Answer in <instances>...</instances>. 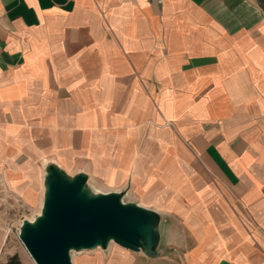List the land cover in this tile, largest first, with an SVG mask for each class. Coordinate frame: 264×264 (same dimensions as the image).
<instances>
[{"label": "crops", "instance_id": "1", "mask_svg": "<svg viewBox=\"0 0 264 264\" xmlns=\"http://www.w3.org/2000/svg\"><path fill=\"white\" fill-rule=\"evenodd\" d=\"M52 168L179 224L73 264H264V0H0V200Z\"/></svg>", "mask_w": 264, "mask_h": 264}, {"label": "water", "instance_id": "2", "mask_svg": "<svg viewBox=\"0 0 264 264\" xmlns=\"http://www.w3.org/2000/svg\"><path fill=\"white\" fill-rule=\"evenodd\" d=\"M41 214L25 222L19 238L35 264H73L72 252L106 249L110 242L147 256L158 243L157 216L123 195L93 194L87 177L69 178L52 168Z\"/></svg>", "mask_w": 264, "mask_h": 264}, {"label": "rangeland", "instance_id": "3", "mask_svg": "<svg viewBox=\"0 0 264 264\" xmlns=\"http://www.w3.org/2000/svg\"><path fill=\"white\" fill-rule=\"evenodd\" d=\"M33 201L34 200H15L12 198L9 200H0V229H2L3 234L7 236L2 248H0V264H7L12 255H17L20 261L23 259L26 264H35L19 238L22 225L25 222H33L41 214L44 200ZM122 201L125 204H128L129 202L128 200ZM157 224H161L160 236L158 233V243L154 248V255L149 256L151 258L166 254V252H159L163 239H165L166 242L172 241L174 245L177 227L179 226V224L173 219L157 221ZM110 243L116 244L115 242ZM93 250L100 251L102 249L97 248ZM86 251L90 250L72 252V258L74 254L77 256Z\"/></svg>", "mask_w": 264, "mask_h": 264}, {"label": "trees", "instance_id": "4", "mask_svg": "<svg viewBox=\"0 0 264 264\" xmlns=\"http://www.w3.org/2000/svg\"><path fill=\"white\" fill-rule=\"evenodd\" d=\"M7 264H22V262L17 255H14L9 259Z\"/></svg>", "mask_w": 264, "mask_h": 264}]
</instances>
